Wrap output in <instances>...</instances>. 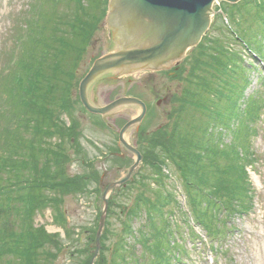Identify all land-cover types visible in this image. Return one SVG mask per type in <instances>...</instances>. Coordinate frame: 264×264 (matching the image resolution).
Masks as SVG:
<instances>
[{"label": "trees", "instance_id": "trees-1", "mask_svg": "<svg viewBox=\"0 0 264 264\" xmlns=\"http://www.w3.org/2000/svg\"><path fill=\"white\" fill-rule=\"evenodd\" d=\"M108 1H32L31 14L24 22L27 23L22 36L25 43L18 48L20 53L13 66L16 71L3 92L2 106L7 112L1 115L5 123L0 127V264H54L63 250L68 251L71 259L82 258L79 264L90 262L96 229L85 231L81 244L79 236H73L66 225L63 205L68 196L82 197L98 190L90 191L92 184L89 183L95 182L96 174L87 172L92 170L85 166H91L92 162L78 148L79 124L72 111L79 101L77 97L73 99V92L76 93L79 81L80 63L105 19ZM255 15L259 16L258 23L264 30V6ZM216 58L220 57L213 59L218 67L217 79L226 75V83L216 85L212 77L203 86L207 92L204 97L203 91H198L197 79L188 78L193 83L187 82L183 94H178L183 98L173 97L165 123L147 136L144 123L153 108L145 103L147 115L138 131L141 135L139 142L136 140V149L148 170L137 184L131 181L111 196L108 208H114L113 216L120 230L109 236L114 239L108 251L109 264H125L131 259L139 262V257H134L132 244L141 248L140 259L144 263L164 261L168 251L165 216L170 204L175 203L171 201L172 191L164 184V168H173L181 182L191 179L193 169L200 172L192 178L194 182L182 184V191L193 220L206 233L209 230L203 224L206 215L219 216L222 205L225 208L237 204L243 209L246 206V200L241 198L243 194L240 195L243 186H237L239 179L247 175L244 168L237 165L239 159H245L244 155L237 152L235 140L230 145L234 149L228 150L230 146L226 145L223 146L226 151H221L222 146L217 143L224 139L222 132L203 124L205 119L233 122L239 117L235 111L223 115L217 107L223 102L227 106L235 105L236 98H241L244 79L243 82L232 80L233 73L228 75L226 63L223 66ZM201 61L200 57L196 63L201 64ZM231 64L235 66L237 62ZM218 85L223 89H218ZM196 94L197 97L192 98ZM116 123L119 127L124 124ZM98 124L103 128V124ZM225 128V132L231 130L228 125ZM107 151L112 153L116 149ZM229 158L233 160V167H229ZM247 158L251 166L255 157L250 153ZM222 160L224 164L220 168ZM72 162L85 167L86 173L69 176L68 167ZM207 177L213 184H204ZM150 179L154 181L153 188L146 184ZM133 188L139 190L129 208L116 202L117 194L126 196ZM225 197L227 199L223 200ZM47 207H50L53 224L63 231V239L60 234H48L42 226L34 225L35 216ZM137 221L139 227L134 229ZM207 225L214 227L210 221ZM103 257L100 254L97 264H106Z\"/></svg>", "mask_w": 264, "mask_h": 264}, {"label": "rangeland", "instance_id": "rangeland-1", "mask_svg": "<svg viewBox=\"0 0 264 264\" xmlns=\"http://www.w3.org/2000/svg\"><path fill=\"white\" fill-rule=\"evenodd\" d=\"M32 1L0 0V127L5 123L1 120V115H6L4 112H7L2 106L3 92L7 82L16 71L13 66L18 59L16 55L20 53L18 48L25 43L22 42L24 28L27 25L24 22L31 14L29 10ZM262 6H264V0H241L234 5L218 1L212 8L214 15L209 30L199 45L190 50L184 61L174 69L154 76L148 73H138L117 80L115 78L101 79L89 90V101L96 107H102L117 98L128 95L141 97L153 108L144 123L147 136L165 123L173 97L175 95L179 97V93L183 94L187 82H190L187 80L188 78L197 79L199 83L197 85L200 87L198 91L202 90L204 97L207 96V92L203 86L212 77L217 81L216 85L226 83L228 80L226 75L217 79L218 67L213 61L216 56L220 57V59H216L223 66L224 62L226 63L228 75L233 73L234 79L232 80L243 82L242 78L244 79L241 98H236L235 105L227 106L223 102L217 107L218 111L224 113L223 115L228 111H232L234 114L235 111L239 117L233 122L215 121L214 119L207 121L205 119L203 124L209 128L213 126L215 130L222 132L224 139L222 138V141L217 143L222 146L221 151L225 152L224 147L230 146L236 141L235 147L239 148L237 152L244 155L245 159H239L237 165L244 168L247 175H245V179H239L237 186H243L240 195L243 194L241 198L246 200V206L243 209L237 204L235 207L225 208L222 205V213L219 216H205L203 224H206L204 226L209 230L207 233L203 232L202 227L193 220V214L185 203L186 196L182 191V184L194 182L192 178L198 176L200 172L193 169L192 175H189L191 179L181 182L182 180H179L178 175H175L173 168H164L162 172L166 177V179L163 177L164 184L166 189L172 191L171 201L174 200L175 203L170 204L165 216L164 233L168 237L166 246L168 253L166 252L165 259L161 264H264V30L263 25L258 23L259 16L255 15ZM34 16L36 14H33ZM112 49L110 33L103 22L94 35V42L80 63L78 78L81 79L84 76L96 57L99 58L111 52ZM226 51H229L230 54H226ZM200 57L204 63L201 61V64H197L196 60ZM233 61L237 62V65L231 64ZM217 88L223 89L220 85ZM76 97V93L73 92V99L76 100ZM193 97H197V94ZM182 98L183 95L178 99ZM73 108V118L79 124L76 136L78 148L86 153L90 162L92 158H95L91 166H85L92 170L87 171L88 173L96 174L95 182L89 183L92 184L90 191L94 188L98 189L96 190L98 192L92 191L82 197L68 196L64 199L66 225L73 236H79L82 244L81 236L86 234L84 232L96 228L98 224L103 190L109 184L120 179L134 162V156L131 153L130 155L121 147V149L117 147L119 126L111 131L104 125L111 124L112 120L117 118L122 122H127L134 118L139 110L130 107L111 114L107 118H95L83 112L79 104H74ZM63 119L66 122L68 120L66 117ZM117 122L119 121L117 120ZM98 123L103 124V128ZM113 125H117V123L113 122ZM226 125L231 130L223 131L226 129ZM171 126L173 127V125ZM247 126L250 127V130H247ZM139 135H141L140 132L131 129L125 138L131 145L135 144L136 146V140L139 142ZM114 145L118 153L125 152L127 154L110 156L107 149H112ZM232 149L234 148L231 146L228 148V150ZM250 153L255 157L251 166L248 164L247 158ZM232 161V158H229V167L231 165L233 167ZM120 164L123 167H120ZM222 164H224L223 160L220 168H223ZM85 167H81L78 162H72L68 167V175L85 174ZM147 170V165L142 160L138 172L132 177L133 183L131 184H137V181L139 182L141 177L147 174ZM238 170L240 171V168ZM207 180L204 184H213L209 177ZM146 184H150V187L153 188L154 181L146 180ZM137 190L139 189L133 188L129 193L127 192L126 196L120 195L121 193L117 194L116 202L124 203L129 208ZM226 199L225 197L223 200ZM113 211L114 208L109 206L104 231L99 240L98 257L93 264H97L100 254L105 257L106 264H109L108 251L111 246L113 247L114 242V239L109 236L120 230ZM209 221L213 222V228L207 225ZM138 223L139 221L135 222L134 229H138ZM34 225L42 226L48 234L57 233L62 239L64 238L63 231L53 224L50 207L35 216ZM104 236L106 238L103 242ZM131 246L135 252L134 257L136 259L139 257L140 261L131 259L125 264H150V260H147L146 263L141 261L142 250L138 245L132 244ZM81 260L82 258L71 259L68 251L63 250L54 264H79Z\"/></svg>", "mask_w": 264, "mask_h": 264}, {"label": "water", "instance_id": "water-1", "mask_svg": "<svg viewBox=\"0 0 264 264\" xmlns=\"http://www.w3.org/2000/svg\"><path fill=\"white\" fill-rule=\"evenodd\" d=\"M215 1L218 0L109 2L106 23L112 31L114 50L93 63L79 84V99L85 110L93 115L106 116L126 107H139L141 113L127 122L119 132V143L135 157V162L120 181L111 183L102 194L103 205L95 238L96 249L90 264L94 263L100 249L99 240L104 227L108 196L124 185L140 164V154L125 141L124 135L129 129L140 125L145 116V106L136 99L121 98L102 108H94L87 100V90L104 74L122 77L147 70L161 71L178 63L184 58L186 51L195 47L208 30L213 14L211 7ZM222 1L235 4L240 0ZM112 78L114 77L109 75L101 79Z\"/></svg>", "mask_w": 264, "mask_h": 264}, {"label": "bare ground", "instance_id": "bare-ground-1", "mask_svg": "<svg viewBox=\"0 0 264 264\" xmlns=\"http://www.w3.org/2000/svg\"><path fill=\"white\" fill-rule=\"evenodd\" d=\"M143 73L152 74L151 76L160 74L158 71H149V70L143 71ZM151 76H149V77H151ZM174 262H176V261H174Z\"/></svg>", "mask_w": 264, "mask_h": 264}]
</instances>
